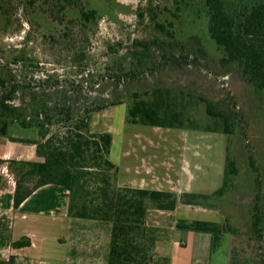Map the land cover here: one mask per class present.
Segmentation results:
<instances>
[{
	"label": "trees",
	"instance_id": "obj_1",
	"mask_svg": "<svg viewBox=\"0 0 264 264\" xmlns=\"http://www.w3.org/2000/svg\"><path fill=\"white\" fill-rule=\"evenodd\" d=\"M242 1L203 0L207 29L210 38L224 53L220 62L236 65L248 84L264 90V0ZM22 5L32 9L30 25L33 21L38 24L36 14L44 16V30L56 42L73 45L76 42L73 29L78 27L84 32L96 21V17L85 10L82 0H23ZM16 9L12 0H0L1 31L9 26L10 13ZM83 41H88L87 35ZM140 44L148 49L146 44ZM157 46L162 50V46ZM146 51L144 54L148 55ZM199 52L203 54L200 49ZM80 55L83 57L84 53ZM168 55L175 59L170 49L161 51L162 59ZM9 57L5 63L0 62V136L12 142L34 145L35 154L41 159L5 160L20 170L15 178L14 208L38 187L47 184L64 187L68 192V217L96 221L108 228L106 264H169V257L155 249L163 232L146 225L148 208L171 211L177 205H184L217 210L223 216V233L232 239L229 264H264V255H257L264 236V177L250 154L247 160L253 176L249 175L245 186L237 185L240 171L229 153V143L222 184L211 193L118 186V169L109 157L111 133L90 131L93 113L121 103L102 97L100 84L104 72L86 71L78 65H72L69 71H42L22 49L10 53ZM194 57L193 63L198 65ZM129 75L133 77V70ZM157 92L155 90L151 101L135 95L134 102L127 108L125 121L147 126L203 128L231 136L230 126L236 114L215 110L212 101L198 96L197 99L205 103L206 113L222 120L221 130L201 127L188 119L183 120L179 112L169 110L170 106L165 103L167 98ZM14 124L25 129L35 128L36 136L10 135L9 128ZM234 189L238 194L248 192L251 195L241 212L237 211L239 222L236 225L230 222L236 214L227 215L221 206L224 199L228 205L240 199L228 196ZM29 243L28 238H21L11 245L18 248ZM12 259L0 260V264H11Z\"/></svg>",
	"mask_w": 264,
	"mask_h": 264
},
{
	"label": "rangeland",
	"instance_id": "obj_2",
	"mask_svg": "<svg viewBox=\"0 0 264 264\" xmlns=\"http://www.w3.org/2000/svg\"><path fill=\"white\" fill-rule=\"evenodd\" d=\"M82 1L85 10L93 14L96 21L84 32L78 27L73 29L76 42L72 41V45L51 39L44 30L45 18L41 14L35 15L38 24L33 21L30 25L29 12L32 9L23 7V0H12L17 9L10 13L9 26L0 30V62L5 63L11 58L10 53L22 49L27 58L39 64L38 69L42 71H69L72 65L94 73L103 71L100 84L102 97L110 101L120 100L121 103L93 113L90 131L112 134L109 157L113 162L117 161V151L120 153L121 140L118 142V137L122 138V133L126 135L133 130L150 132V126L125 121L127 108L134 102L135 95L151 101L156 90L158 95L167 98L165 103L170 106L169 110L179 112L183 120L221 130V118L210 117L205 103L197 99L198 96L204 97L214 103L215 110L234 113L236 119L230 126L232 134L229 137L220 132L203 133L200 130L193 133L195 138L197 135L204 136L206 148V164L200 177L203 182L197 185L204 192L221 186L228 143L229 153L235 158L240 171L236 179L238 186H245L249 175L253 176L248 167L249 154L264 177V90L248 84L236 65L220 62L224 53L210 38L203 0ZM253 1L257 0L242 2ZM85 35L88 41H83ZM157 45L162 46V50L170 49L176 60L170 55L162 59V50ZM145 50L148 55L144 54ZM81 53H84L83 57ZM194 56L198 65L193 63ZM130 70H133V77L129 75ZM9 134L34 138L36 129L14 124L9 128ZM8 164L0 162V168L5 170L0 172V177L2 181L11 177L15 182L20 170ZM237 189L228 196L234 199L239 196V200L230 202V205L226 204V199L221 203L227 215L236 214L230 218L231 224L235 225L239 222L237 211L241 212L242 206L251 199L248 192L241 195ZM259 246L262 249L257 250V255L263 256L264 236Z\"/></svg>",
	"mask_w": 264,
	"mask_h": 264
},
{
	"label": "crops",
	"instance_id": "obj_3",
	"mask_svg": "<svg viewBox=\"0 0 264 264\" xmlns=\"http://www.w3.org/2000/svg\"><path fill=\"white\" fill-rule=\"evenodd\" d=\"M150 127L148 133L133 130L118 137L121 147L114 162L118 186L206 194L217 189L204 192L197 185L203 182L200 177L206 148L203 135L192 137L200 130L215 131ZM225 156L226 148L223 171ZM0 159L41 160L34 145L12 142L4 136H0ZM4 171L0 168L1 173ZM14 187L13 178L2 181L0 177V260L13 257L11 264H106L108 228L96 221L68 217V192L64 187H38L17 208L13 207ZM145 221L163 232L155 249L169 257V264H229L232 239L222 231L219 211L184 205L171 211L148 208ZM63 230L65 233H61ZM21 238H28L29 245L12 247V242Z\"/></svg>",
	"mask_w": 264,
	"mask_h": 264
}]
</instances>
